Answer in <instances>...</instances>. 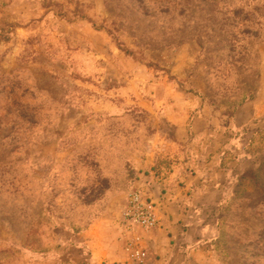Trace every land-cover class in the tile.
I'll use <instances>...</instances> for the list:
<instances>
[{"label":"rangeland","instance_id":"rangeland-1","mask_svg":"<svg viewBox=\"0 0 264 264\" xmlns=\"http://www.w3.org/2000/svg\"><path fill=\"white\" fill-rule=\"evenodd\" d=\"M263 80L264 0H0V264H136L130 245L161 260L124 218L134 191L160 227L209 231L185 264H264V128L190 132ZM210 148L223 182L205 212L185 179Z\"/></svg>","mask_w":264,"mask_h":264},{"label":"crops","instance_id":"crops-1","mask_svg":"<svg viewBox=\"0 0 264 264\" xmlns=\"http://www.w3.org/2000/svg\"><path fill=\"white\" fill-rule=\"evenodd\" d=\"M218 124L224 126L225 129H241L247 127L250 128L252 134L254 131L259 129L258 127L264 128V80L258 95L253 99L243 102L231 115L223 114L219 111L214 112L211 107L205 106L199 116H196L191 120V136L198 137V139L200 138L201 140L205 139L204 141L208 144L209 139L219 132V130L215 128ZM207 144L205 145L209 148ZM212 149L214 148H210V151ZM222 150H224V148H222L219 152L214 149L213 152L216 153V155L210 159L211 153H209L207 158H204V164H199L204 166V170H201L200 172L201 175H204V177L197 176L185 179V185L187 188L193 186L195 187L196 183L201 186L197 191H195V194H200V197L202 198L200 201L208 207L205 208V206H202L200 208L201 211L205 209L204 211L206 212L211 209L210 207L215 199L214 195L205 196L201 189L204 186H209L210 192L214 193L218 189V185L223 182L218 178L219 176L214 175L218 170L217 159L219 158V154L222 153ZM143 184L146 185H144L145 188H143L146 196H151L153 201L157 203L159 215L165 216L164 211L170 210L168 207L170 203L169 199L164 198L166 195H163V197L159 196L157 194V190H154L152 185L145 182ZM180 195L181 194H178L174 200H176L177 197H181V202L184 200L186 201V196ZM205 202L207 203L205 204ZM161 211H163V213H161ZM163 224V227L153 229L148 233V244L152 248L151 251L153 256L155 257V255H159L162 260H154L152 264H185L183 257L185 254L182 255L183 253L190 252L191 249V254L194 256V259L199 258V256L205 251L203 244L208 243L206 241L207 239H211L209 231H207L205 227L200 229L191 227L184 231V229H180L178 224L174 221L163 219ZM83 239L88 241V243L96 244L98 248L102 245L98 236L93 235L90 232L87 236H85V238L83 237ZM110 254L111 259L118 258L115 257L116 253L110 252ZM120 258L123 259L122 256ZM129 264L133 263L130 261Z\"/></svg>","mask_w":264,"mask_h":264},{"label":"built area","instance_id":"built-area-1","mask_svg":"<svg viewBox=\"0 0 264 264\" xmlns=\"http://www.w3.org/2000/svg\"><path fill=\"white\" fill-rule=\"evenodd\" d=\"M124 218L129 226H139L143 230H153L160 227V219L151 200L143 194L134 191L128 199L124 210ZM130 257L136 264H148L149 252L139 246H129Z\"/></svg>","mask_w":264,"mask_h":264}]
</instances>
